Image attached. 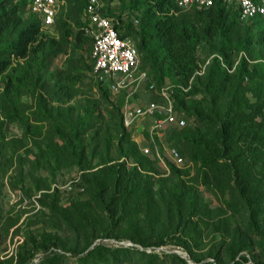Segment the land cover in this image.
<instances>
[{"label":"rangeland","instance_id":"374dc122","mask_svg":"<svg viewBox=\"0 0 264 264\" xmlns=\"http://www.w3.org/2000/svg\"><path fill=\"white\" fill-rule=\"evenodd\" d=\"M7 2L17 4L20 21L0 27V58L6 62L0 73V264H22L28 249L34 253L25 264H90L79 256L93 246L107 259L102 264H112L115 259L107 249L121 247L131 251L126 257L116 255L115 264H184L172 253L187 258V264H231L233 252L241 247L239 253L264 261V174L256 169L255 175H262L263 183L255 190L259 209L250 221L242 199L234 195L238 194L236 188L206 183L191 156L194 144L185 135L195 133L194 128V138L213 135L215 127L206 116L200 120L188 114L191 105L186 101V108L180 104L175 108L176 118H186L185 125L172 123L153 130L152 118L144 110L150 102H163L159 86H172L177 92L171 79L165 77L160 84L155 81L149 59L137 50L140 69L158 87L150 89L142 82L134 90L106 91L93 70L90 40L88 44L82 39L77 42L73 35L64 34L67 29L75 32L88 25L84 10L88 0H58L55 24L42 28L35 23L27 0ZM95 2L109 15H120L134 24L141 14L130 0ZM174 12L178 20L195 16L178 8ZM31 23L30 30L37 27L40 40L48 44L47 51L36 56V64L31 55L17 57L11 48H3ZM246 23L251 24L256 39L248 50L227 56L232 66L221 61L228 73H235L241 56L248 64H264V22L243 25ZM197 55L202 67L196 73L202 75L210 56L200 47ZM7 72L18 76V83L23 80L10 101L1 94ZM242 77L240 84L245 89L236 95L231 90L235 86L218 92L209 85L202 106L210 103L214 112L221 113L228 104L242 108L254 101L251 90L256 89L262 73ZM7 106L8 113L3 111ZM127 143L137 148L124 156L121 146ZM172 149L182 156L181 162H174ZM262 159L260 154V168ZM170 165L178 171H172ZM175 187L181 195L180 219L171 202ZM44 234L65 252L58 263L50 261L49 250L38 247ZM88 242H92L90 247H86Z\"/></svg>","mask_w":264,"mask_h":264},{"label":"trees","instance_id":"16d2710c","mask_svg":"<svg viewBox=\"0 0 264 264\" xmlns=\"http://www.w3.org/2000/svg\"><path fill=\"white\" fill-rule=\"evenodd\" d=\"M5 1L0 0V27L15 25L20 21V17L17 15V4L10 3L9 5ZM130 4L141 10V14L135 18V24L133 20H125L120 15L114 17L104 12L103 8L100 9L106 16L112 18L118 34L121 37L132 38L135 41L133 44L136 50L149 59L154 68L155 81L160 84L167 77L175 84L177 92L175 93L174 88H171L170 93L174 113L178 104L182 108H186L185 102L189 101L191 106L187 107L188 114H195L200 120H203L206 116L213 123L215 129L213 135L209 138L201 135L194 138L196 128L193 130L195 133L185 135L190 144H194L191 156L200 165L201 176L206 183L217 187L228 184L236 188L238 194L234 192V195L237 200L242 199L249 220L252 221L257 215V209H259L257 206L258 193L255 190L263 183L262 175L259 177L255 175L256 169L259 173L264 174V163L261 168L257 165L260 154L263 155L262 160H264V150L261 149V146L264 145V64L258 61L248 64L246 59L241 56L235 73L232 74L222 67L221 61H227L229 67L232 66V61L227 60V56L233 51L248 50L255 41L256 34L251 31V24L246 23L243 25L244 22L259 23L264 22V18L256 16L242 20L239 17L237 6L222 0H213V3L207 7L194 6L191 9L184 10L195 14L194 19L191 20H178L176 18L174 15L175 0H130ZM33 15L35 23L42 28L38 17L35 14ZM33 25L31 23L25 30H21L20 33H22L17 36L16 40L6 43L3 48H11L17 57L23 58L31 55V58L34 59L33 64H36V56L38 53L46 52L48 44L40 40L37 27L30 30ZM245 25H247L246 28H244ZM86 27L87 24L85 23L75 32L67 29L64 33L65 37L73 35L75 41L80 42L82 39V42L87 44L90 40L92 46V37L86 32ZM199 47L208 58L210 56L208 65L205 66L202 75L196 73L202 67L201 60L197 55ZM91 61L93 66L94 61L92 58ZM5 69L6 62L3 58H0V73L4 72ZM259 72L262 73V78L258 80L256 89L251 90L255 100H248L249 102L245 107L240 108L239 104L236 106L228 104L226 110L216 113L212 104L209 103L206 107L202 106L203 102L206 101V88L209 85H214L218 92L229 91L231 87L235 86L231 90L236 95V93L239 94L240 91L245 89L240 84L243 79L242 76L249 74L250 78H254ZM146 73L149 82L157 88L158 86H156L150 74ZM16 77L18 76L11 72L4 74L3 92L1 94L7 96V101L11 100L9 96L15 93L23 82V80H20L18 83ZM19 77H23V75L20 74ZM100 84L104 90L110 91L104 81L100 80ZM235 95L233 100L236 102L238 99H235ZM3 111L8 113V106ZM12 115H16L13 110ZM178 119H183L184 125L186 124V118L180 117ZM118 130L119 138L122 141L124 132L120 117L118 118ZM57 136L62 138L60 133ZM65 142L67 143V141ZM152 143V146H154V140ZM136 148L134 143L131 146L127 143L125 146H121L120 153L125 156ZM135 159L139 161L138 163H141L140 157ZM170 168L174 172L178 171L173 165H170ZM244 178L247 182L243 181ZM171 196L177 219H180L183 217L181 195L176 187ZM38 244L39 249L49 250L52 253L50 261L53 263H58L65 255L64 251L58 250L56 240L46 234L42 235ZM91 244L92 242H88L86 247H90ZM242 249L243 247L233 252L231 264H264L262 260L250 255L247 256L246 252L239 253ZM130 251L131 249L127 247L107 249V253L115 259L116 255L120 258L126 257ZM99 252V248L95 246L87 248L85 254L79 256V259L83 262L89 260L90 264H102L107 259ZM33 253V250L29 251L28 249L27 255L22 256V264H25ZM172 255L187 264V258L175 253H172ZM115 259L112 260V264H115ZM198 264L215 263L205 261Z\"/></svg>","mask_w":264,"mask_h":264},{"label":"built area","instance_id":"2783aa9c","mask_svg":"<svg viewBox=\"0 0 264 264\" xmlns=\"http://www.w3.org/2000/svg\"><path fill=\"white\" fill-rule=\"evenodd\" d=\"M222 1L235 4L242 20L256 16L264 18V1ZM175 3L176 8L188 10L194 6L199 8L210 6L213 0H175ZM57 6L58 0H28L29 11L38 17L42 27L54 24ZM84 10L88 19L86 32L92 37L91 58L97 77L113 92L127 88L134 90L142 82H146L150 89H155L149 82L146 71L140 69L138 52L131 39L118 34L112 18L101 11L95 0H88ZM157 91L163 102H150L144 110V113L152 118L153 130H161L166 124L172 123L184 125V120L176 118L173 111L171 86H161ZM148 151L149 149L145 148V152ZM155 153L161 157L157 149ZM170 156L175 163L182 161V157L175 149L171 150Z\"/></svg>","mask_w":264,"mask_h":264},{"label":"crops","instance_id":"0c3cea01","mask_svg":"<svg viewBox=\"0 0 264 264\" xmlns=\"http://www.w3.org/2000/svg\"><path fill=\"white\" fill-rule=\"evenodd\" d=\"M57 14V13H56ZM56 17V16H55Z\"/></svg>","mask_w":264,"mask_h":264}]
</instances>
